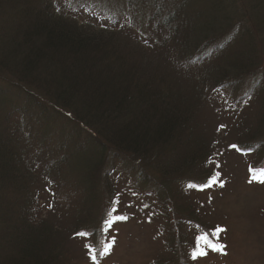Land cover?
I'll use <instances>...</instances> for the list:
<instances>
[{"label": "trees", "instance_id": "16d2710c", "mask_svg": "<svg viewBox=\"0 0 264 264\" xmlns=\"http://www.w3.org/2000/svg\"><path fill=\"white\" fill-rule=\"evenodd\" d=\"M123 1L128 14L148 15L159 37L142 39L131 33L137 48L124 51L116 32L99 35L85 28L88 9L79 3L0 0V8L8 4L0 13V82L8 87H0V264H67L61 232L55 222L38 221L35 196L28 194L25 184L39 171L22 165L31 148L16 127L21 118L33 116L32 109L69 123L73 169L90 184L86 206L75 212L81 224L77 226H82L75 235L95 243L101 236L95 235L97 218H89L96 202L94 175L108 159L120 158L114 152L140 160L129 164L131 172L145 185L144 191L154 195L162 213L171 212L170 201L156 191L163 181L185 177L181 190L197 193L214 184L215 176L209 172L214 141L200 134L195 123L203 103L212 97L224 102L235 118L241 117L236 122L239 140L243 137L238 150L264 169V0H245L244 6L235 0H215L216 15L226 19L218 29L213 20L203 30L197 25L201 12L194 15L189 0ZM10 13L13 16L8 18ZM133 21L138 26L136 18ZM131 34L125 37L131 40ZM141 45L152 48L147 58L139 55ZM174 72L189 80H178ZM8 92L24 100L26 111L19 107L21 117L14 107L7 112L12 103ZM63 146L60 157L67 164ZM43 155L50 160L49 154ZM78 161L85 162L76 167ZM150 164V169L160 171L159 178L144 173L142 165ZM49 183L58 187L53 180ZM105 186L109 188L107 182ZM10 192L13 195L7 197ZM179 211L195 218L188 207ZM164 233L173 237L167 246L172 259L166 264L178 263L174 252L181 253L183 247L170 249L175 234L167 228ZM195 250L196 245L190 256Z\"/></svg>", "mask_w": 264, "mask_h": 264}, {"label": "rangeland", "instance_id": "374dc122", "mask_svg": "<svg viewBox=\"0 0 264 264\" xmlns=\"http://www.w3.org/2000/svg\"><path fill=\"white\" fill-rule=\"evenodd\" d=\"M68 1L79 3L78 6L88 9H83V12L84 10L88 12L85 16L86 29L96 34L116 32L115 39L118 37L122 41L121 46L124 51L137 48L131 33L141 35L142 39L151 37V40L160 35L157 26L152 19H148V15L140 16V13L135 15L131 12L128 14L127 8H122L123 0ZM235 1L239 5L245 2V0ZM189 2L194 15L201 12L197 24L199 30H203V27L213 20L212 24L216 23L218 29V24L226 19L216 15L215 0H189ZM193 5L202 8L198 9ZM7 7L8 4L5 2L0 8V13L5 12ZM7 16L11 18L13 13ZM111 18L117 19L111 22ZM133 18H136L138 26L134 25ZM0 19L2 22L3 16H0ZM132 24L134 26H129ZM117 25L119 29L114 28ZM213 32L214 29L209 36ZM128 34L132 35L131 40L125 37ZM216 35L218 34L214 33L213 36ZM106 38L109 37L106 35ZM138 48L139 55L146 54V58L152 53L151 47L146 48L145 45H141ZM174 73L178 80H184L183 74ZM186 80L189 78L185 77ZM174 81L176 82V79ZM0 87L8 88L2 82ZM11 94L9 93V97L12 98V103L7 112H11L14 107L21 117L19 107L26 111L25 102L15 94L12 96ZM224 104L212 97L207 103H203L202 112L197 117V122L195 121L198 125L197 131L214 141L209 172L215 176V182L208 189L197 193L193 190L185 192L181 190L184 185L181 186V181L186 179L185 177L179 176L178 179L170 181L161 179L160 181L163 182L156 191L170 201L171 212L162 213L154 195L144 191L147 190L145 185L138 181L135 173L131 172L129 164L131 162L138 164L140 160L134 157L123 158L121 154L114 152L115 156L120 158L114 159L115 161L108 159L105 167L94 175L96 180L98 179L94 186L96 202L95 208L91 207L94 216L89 218L91 220L97 218V226L94 229L98 233L95 232V235L101 236L97 243L75 235L82 230V226H77L80 220L75 212L81 211L83 206H86L85 202L90 194L87 188L90 184H85L79 177L81 172L78 170L75 173L73 169L74 138L68 135L69 123L63 119L53 120L38 109H32V117L25 116L24 120L21 118L22 121H19L16 130L24 141L30 142L29 148H31L27 160L22 165L28 166L27 169L34 168L39 171L37 174L32 173L25 182L30 189L28 194L35 196V206L40 212L38 221L45 218L50 220L49 225L56 223L55 226L62 234L61 239L65 242L67 264H166L172 259L171 251H168L167 246L173 237H168L164 233V228L175 234L176 240L171 242L173 245L170 249H176L175 246L179 245L183 247L181 253L174 252L178 263L175 260L173 264H264V169L260 170V167L255 166L256 162L251 156H246L238 150L243 137L241 136L239 140L237 132L239 126L237 127L236 122L241 117L236 115V120ZM256 108L255 105V110ZM245 117H249L248 111ZM9 123L6 126H9ZM13 124L11 122V126ZM20 140L18 137L17 145ZM62 146L65 148L64 154L67 152L66 155L69 156L67 164L61 161ZM45 153L49 154L50 160L47 159V155H43ZM40 156L44 157L38 161L37 157ZM90 156L97 158L96 155ZM84 162L78 161L76 167H80ZM149 166L142 165L141 168L145 169L144 173L159 178L160 171L150 169L151 164ZM252 166H254L253 171ZM50 180H53L58 187L51 185ZM106 182L108 189L105 186ZM174 193L177 195L171 200ZM12 195L13 192H10L7 197ZM181 196L182 199L179 198ZM187 207L195 218L190 219L187 218V214H181L179 208L184 211ZM101 213L104 214L99 217ZM118 217H127V219L120 220ZM186 221L189 223L186 224ZM177 226L184 227L178 229ZM218 229L222 230L218 231ZM92 244L96 245L92 246ZM194 245H196L194 252L197 253L195 259L189 253L191 248L194 249ZM210 245L217 247L223 245V251H214ZM106 248L108 251L105 253ZM201 252L206 254L201 255ZM93 256H95L94 260Z\"/></svg>", "mask_w": 264, "mask_h": 264}, {"label": "snow or ice", "instance_id": "6c2138e0", "mask_svg": "<svg viewBox=\"0 0 264 264\" xmlns=\"http://www.w3.org/2000/svg\"><path fill=\"white\" fill-rule=\"evenodd\" d=\"M215 179L216 178H214V181L213 182H215ZM220 186H222V184L220 185ZM118 219H120V220H124V219H127V217H118ZM222 229H218V231H221ZM111 247V245H109L108 246V248H110ZM210 247H212V249L214 250V251H223V245H221V246H219V247H217L216 245H210ZM108 248H106L105 249V253L108 251ZM201 255H204V254H206V252H201L200 253ZM193 258L195 259L196 258V255H197V253L196 252H193ZM93 258V260L95 259V256H93L92 257Z\"/></svg>", "mask_w": 264, "mask_h": 264}]
</instances>
